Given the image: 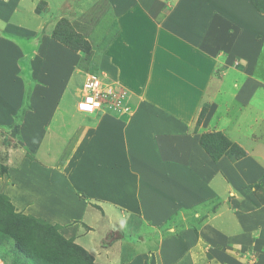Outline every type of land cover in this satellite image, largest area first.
Wrapping results in <instances>:
<instances>
[{"label": "crops", "instance_id": "1", "mask_svg": "<svg viewBox=\"0 0 264 264\" xmlns=\"http://www.w3.org/2000/svg\"><path fill=\"white\" fill-rule=\"evenodd\" d=\"M86 1L0 0L2 141L11 137L13 128L17 127V137L15 140L11 137L16 145L21 146L24 141L36 144L39 148V144L45 142L48 136L47 127L49 128L54 121L56 112L65 107L67 118L72 110L80 113L77 110V103H72L71 107L64 102L68 100L72 82L77 79L79 83L82 78L84 79L85 72L79 68L82 55L56 40L53 32L62 17L67 16L71 18L70 21L80 22L81 16L90 5H86ZM88 1L92 6L96 0ZM121 1L108 0L110 5L117 6L118 10L121 7L123 8L120 10L125 9V4L127 8L138 7L137 12L126 10V40L129 43H121L125 48L115 56L111 55L113 52H108L101 69L139 98L133 116L114 118L104 115L101 111L93 114L100 116L99 122L94 128L83 127L78 141L70 147V156L68 160L66 159L67 164L64 168L49 167L43 163L38 168L30 166L28 162L23 164L25 169L20 172L27 174L28 181L34 185L27 193L21 194L25 206L27 200L32 209L31 215L59 226L65 238L74 240L94 256L95 264H145L148 255L146 257L140 251L137 252V259L128 258L129 252L119 253L116 248L119 246L117 239L109 241V247L102 245L105 240L101 236L99 240H94L92 236L98 234L94 223L104 222L102 220L106 218L108 222L111 219L120 223L124 218L123 213L127 212V215L134 219L140 218L142 221L150 220L159 224L182 211L181 205L185 206L184 208L188 206L189 209H196L209 204L215 198H223L221 203L223 212L227 206H232L235 213L239 211L244 215L252 213L248 219L255 222V227L249 235L244 233L246 236L242 234L239 237L241 242L239 246L252 243L258 254V263H263L264 225L257 238L256 223L264 205L261 206V210L255 209L256 212H253L251 203L240 202L236 198L233 199L234 204L226 203L228 196L237 195L234 190L243 193L244 199L248 184L252 182V177L247 178L245 164L247 166L246 160L251 156L253 159L255 153H258L253 149L257 148L255 145L259 144L260 140H248L237 128L241 115L244 118L250 114L241 107L233 116L231 107L229 110L227 104L220 106L213 101L200 128L204 132L200 131L195 135L188 134V127L184 126L181 118L184 119L187 115L182 103L190 101L194 94L201 93L195 100L203 98L202 93L210 88L212 74L223 55L229 71L232 72V76L227 78L226 86L233 91L237 85L238 89L233 91L236 92L235 95L229 96L245 104L244 100L253 92L251 86L257 90L256 86L261 83L259 79L264 78V74L257 73L263 59L264 53H261L260 48L264 47V38L262 41L255 38L260 32L264 34V27L262 25L260 27V20L258 25H255L257 20L251 25V20L245 17L229 21L220 17L216 19L215 14L222 16V13L218 11L221 7L216 6L215 0ZM227 6L231 8L232 4ZM166 8L172 9L166 13L175 15L171 17L172 19L175 17V21L171 23L169 18L167 25L164 26L166 30L161 34L164 29L152 27V20ZM200 9L201 13L208 16L207 23L214 22V26L218 28L216 33L212 28L214 30L212 40H215L216 49L211 45L206 58L204 55L199 57L197 54L189 55L186 51L188 46L186 39L177 38H182L183 35L188 37L186 32L190 29L194 31L196 28H190L188 25V30H185L184 20L181 22L176 15H183L188 10L191 14H200ZM223 9L226 12L225 7ZM194 35L200 38L198 32ZM162 37L169 38L170 42L166 43ZM158 38H162V44L158 48L154 43L148 45L150 40L154 42ZM218 50L225 54L217 56ZM106 61H109L112 67H109ZM231 77L236 79L234 83ZM30 85L31 90L28 92ZM77 88L78 94L79 87ZM224 92L227 93L229 90L225 88ZM28 94L30 107L24 108L26 114L23 118H18L17 113L26 105L24 101ZM179 105L181 107L178 112L176 109ZM173 106L176 107L171 110ZM174 113L177 117L174 127L170 123L167 126L164 117L170 120ZM197 114L198 109L195 116ZM219 129L232 141L245 147L250 155L236 162L223 158L218 163L210 161L200 144L201 135ZM252 167L250 171L252 174L254 171L255 174L260 172V164L255 163ZM74 185L85 191L89 200L103 199L102 205L110 206L107 211L105 210L108 216L98 220L97 216L102 213L91 208L94 204L71 200ZM183 197L185 201L180 204ZM108 198H111L109 205L106 203ZM99 204L97 203V206ZM114 215L118 216L112 217ZM71 219L81 222L66 227L65 224L70 223ZM106 228L104 225L103 229ZM193 250L192 246L183 244L176 252L169 249L166 251L167 254L162 253L159 259L163 262L162 258L173 254L174 258L171 256V259L177 260V264H180L183 260L186 261L188 256L189 260L192 259Z\"/></svg>", "mask_w": 264, "mask_h": 264}, {"label": "rangeland", "instance_id": "2", "mask_svg": "<svg viewBox=\"0 0 264 264\" xmlns=\"http://www.w3.org/2000/svg\"><path fill=\"white\" fill-rule=\"evenodd\" d=\"M87 1L86 5H90L86 9L85 13L81 16L80 22L70 21L71 18H68L67 16L62 17V19L70 21V23L76 29V37L80 40L81 38H83V40H86L91 46V54L87 55L80 52L82 55L81 60L88 56V62L86 63L85 68L80 67L82 65V63L80 62L79 68L80 70L85 72L84 79L86 78L87 74H90L95 77L101 78L108 85L107 88L110 93L105 101L103 110L101 111L104 113V115H109L114 118H123L124 116H130L131 118L136 109V106L138 105L139 98L126 87L121 85V83L115 82V80H113L110 75L105 74L101 69V64L108 56V52H113L111 53V55L115 56V54H118L122 49L125 48L123 45H121V43H129V41L126 40V15L128 11L137 12L138 7L135 6L127 8L125 4V9L120 10L123 8L121 7L118 10V7L114 5L111 6L108 0H91L94 1V3L92 2V6L91 2ZM128 2H130V0ZM215 3L217 7H221L220 9H218V11H221L222 13V16H216L215 14L216 19L220 17L221 19L229 21V19L233 20L245 17L251 20V25L255 24L254 20H257L255 25H258L260 20V27L261 25L264 27V0H215ZM229 4H232L231 8L227 6ZM223 7H225L226 12H224ZM169 10L172 9L166 8L162 14L154 17L152 20V27H156V29H164V26L167 25V20L169 18L171 23H174L175 17L174 19H172L171 17L175 15H168V12L166 13V11ZM188 11L183 15H176V17H178V19H181V22L182 20H184L183 26L185 30H188V25H190V28L195 27L196 30H188L186 32L188 33V37L183 35L182 38H177L186 39V42L188 43L186 51L187 53H189V55L197 54L198 57L200 55H204V58H206V56L209 55L208 48H211V45H213L216 49L215 40H212V34L214 33L213 29H215L216 33L218 28L214 26V22L211 24L210 22L207 23L206 19L208 18V16L201 13V9L200 14L203 15H200L198 13L191 14ZM62 19H60L58 22H61ZM199 21L201 23H198ZM165 30L166 29H164L160 33L162 34L163 32H165ZM185 30L183 31L184 34ZM197 32L199 33L200 38L194 35L197 34ZM252 34L254 35L253 32ZM208 35L210 36V38H208ZM162 38L166 43L170 42L169 38ZM162 38H158V40L154 42L150 40L148 42V45L154 43L155 47L158 48L162 44ZM255 38L257 41H262V39L264 38V34L260 32L259 35H257ZM260 50L261 53H264V51H262L264 50V47H261ZM250 52L252 53L253 51L250 50ZM223 54H225V52H223L222 50H218V52L216 53L217 56ZM225 59L226 58L224 57V55L222 56V58H219L220 61L217 64V68L214 71V74H212L210 88L202 93L203 98L195 100L199 97V95H201V93L196 95L194 94L192 98L189 99L190 101L182 103L184 110H187V115L184 119L181 118V120L183 121L184 126L188 127L189 135H195L199 133L200 131H202L200 128L206 120L207 114L209 112V107L211 106L210 104L213 101L220 106H224V104H227V109L230 110L231 107V115L233 116L239 112L238 110L241 107L251 115H248V117L245 116L244 118H242L243 115H241V117L239 118V127L237 128L242 131L241 133L244 134V137L248 140H260L259 144L255 145V147L257 146V148L253 149L258 152L255 153L256 156L254 157L256 158L253 157L252 159L251 156V158L246 160L247 166L245 164V167H247V178L252 177V182L248 184V187L246 189V196L244 197V199L242 196L243 193L234 190L237 195L232 194L228 196V200H226V203L234 204L233 199L236 198L240 202H246L247 204L251 203L253 205L252 211L256 212L255 209L261 210V206L264 205V157H262V155L264 156V134L262 133L264 132V78L259 79L261 83L256 86L257 90L254 86H251V91H253L252 94L244 100L245 104H241L240 102L243 101H235L229 96L231 94L235 95L236 92L233 91H237L238 89L237 85L235 84V88L233 91L226 86L227 78L229 76H232V72L229 71L228 63H226ZM106 63L109 67H112L109 61H106ZM257 73L264 74V54L261 64L257 68ZM231 78L232 83H234L236 79L234 77ZM84 79L82 78L79 83H77V79L74 81V83L72 82L68 100H66L64 104L68 103L72 107V103H78L80 94L82 93L81 88L83 87ZM249 86L250 85L248 84V88ZM77 87H79L78 94L76 93V90L78 89ZM225 88L228 89L229 92H224ZM27 90L28 92L29 90H31V85L28 86ZM29 96L30 95L28 94V96H26L25 98L24 104L26 103V105L22 106L17 113L22 118L26 114V110H24V108L28 109L30 107L28 106ZM174 107L176 106H173L170 109L172 110ZM180 107L181 106L179 105V107L176 109L178 112L180 111ZM62 109L54 114V121L50 124L52 127L50 125L49 128L47 127L48 136L45 138V142L39 144V148H37L38 146H36V144H30L28 142L22 141L23 139L21 140L23 143L20 146L18 144L16 145V143L14 142L15 139L12 140L13 138L11 139V137H7L8 139H4L3 141L0 137V193L7 195L14 205L16 211L24 215L34 216L30 213L32 212V209L30 208L27 200V206H25V201L21 197V194H24V192L27 193V190L34 188V185L28 181L27 174H23L22 172H20L22 171V169H25V167H23V164L28 162L30 166L38 168L41 166V163H43V165L49 167L53 166L64 168L67 164L66 159L68 160L70 156V147L73 145V143H76V141H78L83 127L94 128L100 120V116L82 113L77 114L73 110L69 118H67V110L65 109V107ZM197 109L198 114L195 116V112ZM227 109L225 108L226 111ZM203 112L205 115L204 120L202 121L201 125H198L199 116ZM175 119H177L175 113L170 120L167 119L166 116L164 117L165 124L169 126L170 123L172 127H174V124L176 122ZM216 123H218V121ZM257 123H260L261 125L259 124V126ZM244 127L245 129H249L246 131ZM223 132L221 129H219L214 132L207 131L206 133H203L201 135L202 138L206 135L215 134L214 138H207L206 142L209 143L212 141L211 146L214 145L215 148L221 149V151L224 150L225 152L218 161H213L208 156V154L206 155L208 156L210 161L212 160L213 162L217 163L222 160V158L227 159V161L230 160L231 162H236L238 160H233L227 154L226 149L223 147V142H221L220 140L228 139L231 142L242 147L245 151L247 149H245V147H243L242 145L232 141L231 138L227 134L226 136ZM241 133L239 134L240 136H242ZM213 141H220L221 143H213ZM246 153L247 155H250L248 151H246ZM251 155L253 154L251 153ZM195 161L198 163V165H200V162L198 160L195 159ZM191 162H193V160ZM255 163L260 164L261 169L259 168L260 172H257L255 174L254 171V174H252V172L250 171L253 169L252 165H255ZM11 165L12 168H10ZM16 168H18L17 173L15 171ZM23 188L25 190H23ZM74 199L78 200L79 202H85L86 204H94L91 208L95 209L96 212L102 213L97 216L98 220L100 218L103 219L108 216L106 215L105 210L107 211L110 206L105 207L104 205H102V201H104L103 199H97V201L93 199L89 200V196L86 194V192L76 187L75 185L71 194V200ZM110 200L111 198H108L106 201L108 205L111 203ZM184 201L185 197H183V200L180 204H183ZM222 202L223 198H215L213 199V201L209 202V204L197 207L196 209H189L188 206L184 208L185 206L181 205L183 209L182 211H178L177 213L166 218L167 220L165 222L159 224L151 222L150 220L146 222L142 221L140 218L134 219L133 217L127 215V212L126 214L123 213L125 219L122 218V221L120 223L113 222L111 221V219H109L108 222L107 218L102 220L104 222H99L98 220H96L98 222L94 223V226H96V228L98 229V234L96 236H92V238L94 240H99V238L103 237V240L109 242L116 240L115 234L119 233L122 235V237L116 240L119 245H116L118 252H122L124 254H126V252H129V256H127L128 258L137 259V252L140 251V253H144L146 257L148 255L145 264H177V260H172L174 258L173 254L167 255L166 258H170V260L162 258L163 262L160 261L159 255H161L162 253L167 254L166 251L169 249L172 250L171 252H176V250L181 248L183 244H185L186 246L189 245L190 247L192 246V249H194L192 252L193 257L191 260H189L188 256L186 261L183 260V263L180 264H259V260L257 258L258 254L256 253L252 243L239 246L241 245L239 237L244 233L249 235L253 232L252 229L255 227V222H253L251 219H248L252 213L246 215H244V213L240 211L235 213V209L232 206H227L223 212V208L221 205ZM97 203L101 204L97 206ZM35 207L36 209H38L37 205ZM261 213L262 214L258 217L256 223V231L258 232V234L256 233L257 238H259V233L262 231V226L264 225V209L263 211H261ZM225 215L226 217H224ZM117 216L118 215H114L112 217ZM42 220L46 221L45 219ZM46 222L57 226L55 223L49 221ZM80 222L78 223L76 219H71V222L65 225L66 227H72L80 224ZM87 222L89 223L90 221L87 220ZM104 225L107 226L108 230L107 228L103 229ZM57 227L61 231V228L59 226ZM105 231L107 232L105 233ZM0 264L39 263H37L32 258L23 257L16 247V242L7 239L3 242L0 241ZM261 264H264V262Z\"/></svg>", "mask_w": 264, "mask_h": 264}, {"label": "trees", "instance_id": "3", "mask_svg": "<svg viewBox=\"0 0 264 264\" xmlns=\"http://www.w3.org/2000/svg\"><path fill=\"white\" fill-rule=\"evenodd\" d=\"M76 36V29L66 19L58 22L53 32L56 40L73 51L91 54L90 44ZM87 57L81 61V68L86 67ZM204 112L199 116L198 125H201L204 120ZM20 117L19 115L18 118ZM214 136L215 134L203 136L200 144L213 161H218L224 155V150L211 146L212 141L206 142L207 138H214ZM220 141L223 142V147L233 160H240L247 156L246 151L239 145L228 139ZM220 141H213V143H221ZM115 235L116 239L122 237L119 233ZM7 239L16 242V247L23 257L32 258L39 264H95L94 256L74 240L65 238L57 226L40 218L17 212L10 198L0 193V241ZM102 245L109 247L110 242L104 241Z\"/></svg>", "mask_w": 264, "mask_h": 264}, {"label": "built area", "instance_id": "4", "mask_svg": "<svg viewBox=\"0 0 264 264\" xmlns=\"http://www.w3.org/2000/svg\"><path fill=\"white\" fill-rule=\"evenodd\" d=\"M107 86L101 78L87 74L77 103L78 112L94 114L102 111L110 93Z\"/></svg>", "mask_w": 264, "mask_h": 264}, {"label": "water", "instance_id": "5", "mask_svg": "<svg viewBox=\"0 0 264 264\" xmlns=\"http://www.w3.org/2000/svg\"><path fill=\"white\" fill-rule=\"evenodd\" d=\"M17 133H18V128L15 127V128L12 130L11 137L15 139V138L17 137Z\"/></svg>", "mask_w": 264, "mask_h": 264}, {"label": "clouds", "instance_id": "6", "mask_svg": "<svg viewBox=\"0 0 264 264\" xmlns=\"http://www.w3.org/2000/svg\"><path fill=\"white\" fill-rule=\"evenodd\" d=\"M85 80V79H84ZM84 83V82H83ZM83 88V87H82ZM82 88H81V92H82ZM98 113V112H97ZM83 114H85V113H83ZM94 114H96V113H94ZM89 115H93V114H89Z\"/></svg>", "mask_w": 264, "mask_h": 264}]
</instances>
